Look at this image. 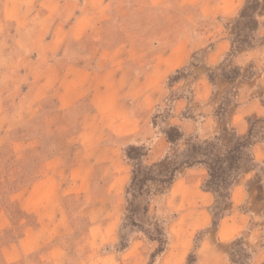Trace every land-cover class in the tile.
<instances>
[{
  "label": "rangeland",
  "instance_id": "1",
  "mask_svg": "<svg viewBox=\"0 0 264 264\" xmlns=\"http://www.w3.org/2000/svg\"><path fill=\"white\" fill-rule=\"evenodd\" d=\"M4 1L18 4L3 10ZM84 1L95 5L85 10L83 20L73 25L72 21L80 14L74 9L75 4ZM209 3L206 14L183 7L182 13L172 19L164 16L163 0H0V34L15 49L14 53L0 56L3 70L0 86L5 85V89H0V166L4 168L14 161V150L10 148L13 136L50 134L42 138L43 154L26 157L23 160L26 165L42 163L56 148H68L79 141L76 136L82 130V121H70V116L56 111L52 102L26 127L15 128L34 112V105L28 101L38 94L26 91L29 82L39 79L42 67L60 56L57 52L62 47L56 43L46 47V53L40 52L45 38L58 35L65 48L68 44L65 41L79 34L83 38L80 43L84 40L83 47L89 54L95 51L105 30L113 34L114 44L121 45L146 33L156 36L166 28L171 37H191L203 44L199 49L188 44L185 48L188 61L166 75L156 89L148 91V99L141 106L145 110L140 115V130L123 136L111 133L110 140L117 144L114 163L110 160L100 170L78 171L72 166L84 156L71 151L67 166L57 170L67 182L60 187L61 208L68 212L69 227L78 230L76 239L70 237L72 249L76 245L88 251L90 244L82 232L100 214V228L107 231L95 246V251L99 247L100 264H128L131 255L120 253L124 250L121 246L126 248L130 242L135 249L131 264H204L207 254L202 249L206 246L222 251L223 264H264V260L253 262L254 255L264 249V0ZM163 17L167 21L165 26ZM22 18H29V25H15ZM16 27L22 31L16 32ZM31 36L37 41L33 57L28 51ZM220 41H225L223 56L215 63L206 62V56ZM153 44L144 42L142 48L151 51ZM163 44L167 50L174 41L165 40ZM69 49V55L77 58V44ZM69 55L64 53V63L70 60L66 58ZM46 110L52 112L44 113ZM9 115H15L16 119L13 121ZM45 115L48 121L44 120ZM179 119H193L198 125L205 121L203 131L183 128ZM256 151L259 159L255 157ZM91 156L106 159L113 153L99 150ZM190 157L194 161L203 159L209 165L213 177L209 184L205 183L208 178L205 167L194 166L205 169L200 188L210 189L207 191L212 198L195 196L193 202L184 204L189 206L187 211L179 204L164 205L163 198L173 180L187 168L183 162ZM111 163L113 168L121 164L132 169L123 188L93 186L88 184L91 177L84 179L86 173H91L92 178L94 175L96 181L110 177ZM134 170L138 172L132 183ZM5 172L0 174L4 181ZM149 177L157 180L152 182ZM77 181L83 184L73 183ZM236 187L239 198L235 194L233 199L232 189ZM5 194L1 185L0 205H7ZM97 194L111 195L94 201ZM240 213L249 217L248 224L241 230L240 225L227 230L229 236L222 240L218 234L220 222L231 219L240 222ZM108 253L112 255L109 258Z\"/></svg>",
  "mask_w": 264,
  "mask_h": 264
},
{
  "label": "crops",
  "instance_id": "2",
  "mask_svg": "<svg viewBox=\"0 0 264 264\" xmlns=\"http://www.w3.org/2000/svg\"><path fill=\"white\" fill-rule=\"evenodd\" d=\"M209 2L210 0H163L161 6L165 8H163L165 17L175 19L178 12L182 13L183 7L185 10L199 9L206 14ZM2 3L3 10L14 8V5L18 4L8 1ZM94 5L87 1L75 4L74 9L78 10L80 14H77V19L72 21V24L76 25L83 20L85 10ZM99 7L98 4V9ZM25 8L29 9L30 6H25ZM45 9L47 8L45 7ZM23 13L25 17H30L29 14ZM165 17L162 22L164 26L167 22ZM30 22L29 18H22L15 21V25L21 27L29 25ZM78 27L76 26V28ZM17 28L16 32L22 31L21 28ZM165 29L156 36L146 33L142 37L129 38L125 44L121 45L114 44L113 34L105 30L104 34L100 33L98 45L94 48L95 51L89 54L84 48V40L81 45L80 41L83 38L81 39L79 34L71 35L65 41L68 42L65 48L62 45L64 40L62 41L58 35H51L44 39L45 44L42 47L44 49H41L40 52L46 53L48 51L46 47H51L54 43L60 44L63 51L60 48L57 52V55L60 56L56 58L55 62L50 60L42 67L38 74L41 75L39 79L29 82L26 91L30 95L38 94V97L34 96L35 98L28 101L30 105H34V112L32 116L18 126L16 125L15 128L26 127L28 123L42 114L44 106L46 107L50 104L49 102H52L56 111L70 116V121H82V130L76 136L79 140L76 145L73 144L68 148L60 146L51 156H47L48 158L44 162L35 161L34 164L29 163L28 165L23 164V160L28 156L42 155L45 149L43 146L45 141L42 138H48L50 134L42 135L37 132L33 135L26 133L18 137L13 136L10 148L14 150V161L8 162L5 168L0 166V174L6 171L3 174V177L6 176V181L1 176L0 186L5 187L6 198L4 201L7 202V205L4 203L0 205V264H100L101 258L97 252L99 247L97 246L98 249L95 251V246L101 241L102 234L107 232L106 229L102 231L100 228L102 222L100 214L94 216L89 221V226L82 232V235L86 234L90 244L88 251L80 249L76 245L72 249L69 245L70 237L76 239L78 230L69 227L68 212L61 208L60 187L64 182H67L62 179L57 170L67 166L71 151L84 156L78 158L72 166V169L75 168L78 171L83 169L100 170L105 164L104 162L112 160L114 163L117 159V155H115L117 154V144L110 140L111 133L123 136L140 130L138 123L142 120L140 115L145 110V107L141 106L148 99V91L156 89L166 75L176 71L188 61V54L185 52L188 44H192L194 49L203 46L199 43L200 41L193 40L191 37H171L166 34ZM18 35H15L16 39ZM30 40L28 51H30V57H33L37 41L34 36H31ZM165 40L174 41V44L167 50L163 44ZM144 42L155 43L152 45L151 51L142 48L145 47ZM224 43L225 41H220L216 44V47L206 56V62L215 63L218 58L223 56ZM74 44L78 46L77 58L69 55V46ZM14 50L6 37L0 34V56L7 52L14 53ZM65 52L69 55L66 58H70L66 63L63 62ZM129 61H132L133 65L128 63ZM75 62L79 63L75 65L73 64ZM56 64L61 67L57 68ZM1 72L3 70H0ZM0 89H5V85H1ZM49 112L52 110H46L44 113ZM9 116H12L13 121L16 119L15 115ZM47 117L48 115H45V121H48ZM179 123L190 131L201 132L205 121L198 125L193 119H179ZM87 137H91L93 140H87ZM99 150H103L107 154L112 152L113 156L106 157V159H96L91 156ZM255 155L256 159L260 158L257 156V151ZM112 163L110 167L113 166ZM110 170H112V174L108 178L104 179L103 177L96 181L94 175L92 178L91 173H86L84 179L91 177L88 184L93 186L115 187L120 185L123 188L132 175V169L127 165L119 164L118 168L114 167ZM205 172L201 166H187L182 175L173 180L169 193L163 198L164 205L166 203L179 204L187 211L189 206L184 204L193 202L195 196H202L205 200L212 198L210 192L200 188ZM73 183L83 184L81 181ZM235 194L239 198L237 187L232 189L233 199ZM110 195L97 194L94 201L108 198ZM113 202L117 203V197H113ZM113 207V205H109V208L113 209ZM248 221L249 217L243 213H240V222H236L234 219L221 221L218 233L220 238L223 240L225 236L228 237L226 231L235 228L234 226L240 225L241 230L248 224ZM202 250L207 254L204 264H223L222 251L218 247L206 246ZM134 252L133 242H130L120 254L131 255L128 262L131 264L134 261ZM106 256L109 258L112 255L108 253ZM261 260H264V249L257 252L253 258L254 263Z\"/></svg>",
  "mask_w": 264,
  "mask_h": 264
},
{
  "label": "trees",
  "instance_id": "3",
  "mask_svg": "<svg viewBox=\"0 0 264 264\" xmlns=\"http://www.w3.org/2000/svg\"><path fill=\"white\" fill-rule=\"evenodd\" d=\"M167 139L170 141L171 140V138L168 136L167 137ZM182 139V138H181ZM184 164H186V165H188V166H192V165H195V164H201V165H203L204 167H205V169L207 170V174H208V178H207V180H206V182L205 183H207V184H209V183H211V180H212V173H211V170H210V167H209V165H207V162L205 161V160H195L194 161V159H192L191 157H190V159H186L184 162H183ZM174 170H175V168H174ZM137 170H134V176H133V180H132V183H133V181L135 180V178H136V176H137ZM172 172V171H171ZM147 179H149V180H151L152 182H154V181H156L157 179H155V178H152V177H149V178H147ZM160 182H162V181H160ZM208 191H210V189H207ZM213 192V191H212ZM119 240H120V238H119ZM119 240H118V242H119ZM117 242V245L118 244H120V242L118 243ZM125 247V246H124ZM126 247H127V245H126ZM121 249H125V248H123V246H121Z\"/></svg>",
  "mask_w": 264,
  "mask_h": 264
}]
</instances>
